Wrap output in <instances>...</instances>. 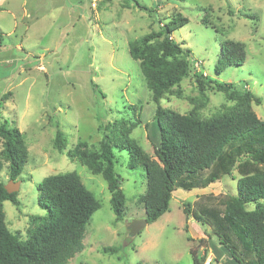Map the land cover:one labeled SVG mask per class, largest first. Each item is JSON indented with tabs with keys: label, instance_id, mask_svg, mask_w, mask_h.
<instances>
[{
	"label": "rangeland",
	"instance_id": "1",
	"mask_svg": "<svg viewBox=\"0 0 264 264\" xmlns=\"http://www.w3.org/2000/svg\"><path fill=\"white\" fill-rule=\"evenodd\" d=\"M139 1L148 9L134 0H0V114L20 128L29 148L18 179L20 205L4 201L7 224L27 239L46 221L45 209L38 204V184L49 175L75 172L101 207L87 223L84 249L68 264H194L193 247L199 258H206L203 264H236L213 227L194 215L202 206L224 208V201L238 192L237 170L207 188H179L170 210L131 236L130 224L146 218L139 200L147 189L144 167L130 168L128 150L114 149L115 168L126 196V212L118 220L104 176L67 155L79 141L99 148L104 124L124 118L136 123L131 137L157 158V103L139 61L130 55L129 43L159 30L178 13L189 21L173 37L200 61L196 71L237 87L245 85L261 97V103L253 101L252 108L264 120V0ZM247 13H256L258 18L244 16ZM225 39L244 43L248 55L241 65L217 73ZM196 78L190 72L179 86L165 92L161 105L184 114L195 109L209 119L236 103L213 82L201 92ZM58 128L66 138L63 151L54 146ZM209 175L205 171L201 181ZM10 180L5 162L0 182ZM209 244L214 245L215 254ZM105 246H118L119 251L106 253ZM208 256H212L210 261Z\"/></svg>",
	"mask_w": 264,
	"mask_h": 264
},
{
	"label": "trees",
	"instance_id": "2",
	"mask_svg": "<svg viewBox=\"0 0 264 264\" xmlns=\"http://www.w3.org/2000/svg\"><path fill=\"white\" fill-rule=\"evenodd\" d=\"M134 1L148 9L139 0ZM229 12L234 13L231 8ZM244 16L258 18L256 13ZM188 21L187 16L178 13L159 30L129 43L130 55L139 61L146 85L157 103L154 115L160 131V143L155 147L157 158H152L131 137L136 123L124 118L104 124L99 148H89L86 141H79L67 155L80 159L93 173L104 176L119 220L126 212V196L122 176L115 168L114 149L128 150V166L142 165L146 171L147 189L139 200L149 223L170 210L171 199L179 188L187 191L207 188L223 175L231 176L237 170L240 175L237 194L224 201V208L202 206L194 218L213 227L219 243L236 264H264V120L252 108L253 101L260 104L262 99L245 85L237 87L232 82H220L196 71L200 61L196 62L192 50L173 37V32ZM204 22L208 20L204 18ZM247 55L244 43L222 40L217 73L230 65H241ZM190 72L197 76L201 92L213 82L236 103L209 119L199 116L195 109L184 114L163 107L161 100L165 92L179 86ZM1 117L0 114V171L8 162L9 177L16 181L28 161L29 148L20 128ZM54 146L59 151L66 147L65 134L59 128ZM205 171H210V175L201 181ZM37 187L38 204L45 209L46 221L27 239H22L10 230L4 209L5 200L20 205L18 192H8L5 183L0 182V264H68L85 247L87 223L101 207L95 194L75 172L46 176ZM250 203L255 207L249 208ZM103 251L116 253L119 247L105 246ZM191 252L194 264H203L206 258H199L194 247Z\"/></svg>",
	"mask_w": 264,
	"mask_h": 264
},
{
	"label": "water",
	"instance_id": "3",
	"mask_svg": "<svg viewBox=\"0 0 264 264\" xmlns=\"http://www.w3.org/2000/svg\"><path fill=\"white\" fill-rule=\"evenodd\" d=\"M20 185H21V180L14 181L11 179L7 184H5V188L8 192L12 193V192L18 191L20 188ZM148 223L149 222L147 218L135 220L129 226L130 235L135 236L137 233L141 231V229L146 227Z\"/></svg>",
	"mask_w": 264,
	"mask_h": 264
},
{
	"label": "crops",
	"instance_id": "4",
	"mask_svg": "<svg viewBox=\"0 0 264 264\" xmlns=\"http://www.w3.org/2000/svg\"><path fill=\"white\" fill-rule=\"evenodd\" d=\"M210 240V239H209ZM210 245V247H212V250H211V253L212 254H215L214 253V251H213V249H214V245H211V244H209ZM209 258L207 259L208 261H210L211 259H212V256H208ZM205 264H207L206 262H205ZM208 264H211L210 262L208 263Z\"/></svg>",
	"mask_w": 264,
	"mask_h": 264
}]
</instances>
